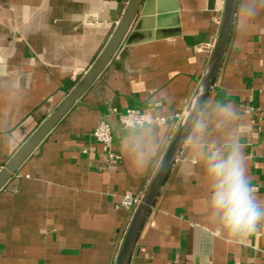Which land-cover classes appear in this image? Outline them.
<instances>
[{"label":"crops","instance_id":"obj_1","mask_svg":"<svg viewBox=\"0 0 264 264\" xmlns=\"http://www.w3.org/2000/svg\"><path fill=\"white\" fill-rule=\"evenodd\" d=\"M127 2L0 0V89L4 74H19L27 93L18 116L0 119V169L94 63ZM161 3L0 189V264L114 263L135 209L121 198L130 191L140 199L159 166L143 175L128 168L115 142L118 115L142 110L159 87L174 98L169 111L178 110L182 96L200 85L224 0H176L177 10ZM210 95L240 110L250 179L264 197V13L247 34L232 29ZM104 117L117 157L93 136ZM13 125L19 139L9 146ZM178 164L129 264H264V231L244 244L226 243L207 220L199 178Z\"/></svg>","mask_w":264,"mask_h":264},{"label":"clouds","instance_id":"obj_2","mask_svg":"<svg viewBox=\"0 0 264 264\" xmlns=\"http://www.w3.org/2000/svg\"><path fill=\"white\" fill-rule=\"evenodd\" d=\"M262 13L264 0H235L232 28L236 36L247 34ZM3 80L0 119H11L23 109L26 87L19 74H4ZM173 102L169 89L157 88L139 114L121 127L115 139L118 151L128 168L142 175L157 165L163 167L170 152L172 160L179 159L180 171L199 178L213 229L220 230L226 243H246L264 231V197L250 179L240 110L225 97L209 95L203 85L182 96L175 112L169 111ZM16 131L13 125L5 137L7 145L18 142Z\"/></svg>","mask_w":264,"mask_h":264},{"label":"water","instance_id":"obj_3","mask_svg":"<svg viewBox=\"0 0 264 264\" xmlns=\"http://www.w3.org/2000/svg\"><path fill=\"white\" fill-rule=\"evenodd\" d=\"M158 1V10L164 8L161 2L170 1L171 7L177 10L176 0H128L121 14L117 26L109 41L98 55L94 63L88 68L78 83L71 88L56 109L38 126L32 135L20 146L9 161L0 169V189L17 172L28 156L34 152L45 136L54 128L74 103L92 85L102 73L110 59L117 52L122 43L130 44L134 35L142 28L143 20L154 12V4ZM235 0H224L219 31L213 46L208 65L203 73L200 85L211 90L219 75L225 53L232 33V13ZM169 8V7H168ZM175 137V134L173 138ZM167 151V150H166ZM176 161V160H175ZM169 152L163 167L158 166L150 183L136 205L131 221L125 232L113 264H129L139 235L151 213L153 206L166 182L173 164L175 163Z\"/></svg>","mask_w":264,"mask_h":264},{"label":"built area","instance_id":"obj_4","mask_svg":"<svg viewBox=\"0 0 264 264\" xmlns=\"http://www.w3.org/2000/svg\"><path fill=\"white\" fill-rule=\"evenodd\" d=\"M140 111L141 110L137 108H129L126 111L119 113L118 120L121 126L126 125L129 117L138 115ZM125 113H127V115H125ZM113 133V125L106 117L101 119L93 130L94 138L103 146L109 156L117 157V153L113 150ZM138 202L139 199L130 191H126L121 198V205L124 207H136ZM236 264L239 263L236 262Z\"/></svg>","mask_w":264,"mask_h":264}]
</instances>
